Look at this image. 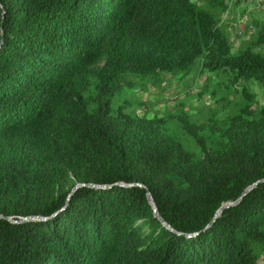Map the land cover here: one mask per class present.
I'll use <instances>...</instances> for the list:
<instances>
[{
    "label": "trees",
    "instance_id": "obj_1",
    "mask_svg": "<svg viewBox=\"0 0 264 264\" xmlns=\"http://www.w3.org/2000/svg\"><path fill=\"white\" fill-rule=\"evenodd\" d=\"M227 1L0 0V264H259L264 28L233 53ZM196 63L242 83L237 114L113 111Z\"/></svg>",
    "mask_w": 264,
    "mask_h": 264
},
{
    "label": "rangeland",
    "instance_id": "obj_2",
    "mask_svg": "<svg viewBox=\"0 0 264 264\" xmlns=\"http://www.w3.org/2000/svg\"><path fill=\"white\" fill-rule=\"evenodd\" d=\"M198 1L199 0H192ZM224 10L216 16L231 43V51L239 52L253 46L264 28V0H228ZM258 50V46L255 47ZM102 61L91 67L98 68ZM158 83L147 78L133 79L113 95L112 108L148 118L162 117L169 113L184 111L193 121L210 117L222 118L237 114L242 102V83L231 85L226 77L215 76L196 63L187 74L164 73ZM261 99L256 85H250ZM171 127L177 128L175 123ZM259 264H264V252L259 255Z\"/></svg>",
    "mask_w": 264,
    "mask_h": 264
},
{
    "label": "water",
    "instance_id": "obj_3",
    "mask_svg": "<svg viewBox=\"0 0 264 264\" xmlns=\"http://www.w3.org/2000/svg\"><path fill=\"white\" fill-rule=\"evenodd\" d=\"M261 181H264V179H262V180H260V181H258V182H261ZM256 183H257V182H256ZM256 183H254V184L248 186V187L242 192L241 196H240L235 202H229V203H224V204H222V205L218 208V210L216 211L214 217H216V215H218V214H219V213H220L225 207H228V206H230V205H233L234 203H237V202L241 199L242 195H244V193H246L248 190H250V189H251ZM80 185H84V184H79V185H77V186H80ZM89 186H92V185L89 184ZM147 198H148L149 203L152 205V208H153V211H154L155 215H156L157 217H159L158 214H157V212H156L155 203L153 202V200H152L151 196L149 195V193H147ZM0 217H1V216H0ZM6 219L11 220V221H14V220H12L10 217H6ZM27 220H30V217H26V218L23 219V221H27ZM160 220L163 222L164 225H166L165 222H164L162 219H160ZM213 220H214V219H213Z\"/></svg>",
    "mask_w": 264,
    "mask_h": 264
}]
</instances>
